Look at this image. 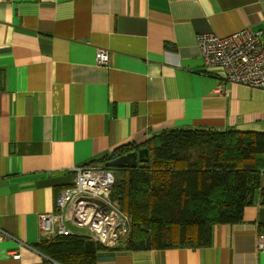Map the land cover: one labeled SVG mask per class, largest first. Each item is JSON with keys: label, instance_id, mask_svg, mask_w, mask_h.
<instances>
[{"label": "crops", "instance_id": "crops-1", "mask_svg": "<svg viewBox=\"0 0 264 264\" xmlns=\"http://www.w3.org/2000/svg\"><path fill=\"white\" fill-rule=\"evenodd\" d=\"M263 27L264 0H0V264H44L39 245L56 236L40 215L60 212L77 166L164 129L264 131L263 90L227 82L197 43ZM259 233L264 172L209 245L101 251L95 264H264Z\"/></svg>", "mask_w": 264, "mask_h": 264}, {"label": "trees", "instance_id": "trees-1", "mask_svg": "<svg viewBox=\"0 0 264 264\" xmlns=\"http://www.w3.org/2000/svg\"><path fill=\"white\" fill-rule=\"evenodd\" d=\"M140 147L148 159L135 166H105ZM94 161L111 171L110 199L129 217V232L115 247L84 236L57 235L40 243L44 264H95L101 251L203 247L215 224L242 220L264 172V131L172 128L144 143L118 146Z\"/></svg>", "mask_w": 264, "mask_h": 264}, {"label": "built area", "instance_id": "built-area-1", "mask_svg": "<svg viewBox=\"0 0 264 264\" xmlns=\"http://www.w3.org/2000/svg\"><path fill=\"white\" fill-rule=\"evenodd\" d=\"M263 35L264 27L256 31L242 28L223 36L200 33L197 43L205 66H221L227 82L264 92ZM94 58L96 65H107L109 52L96 48ZM74 169L73 181L57 192L60 212L41 214L40 231H51L54 236L79 235L104 247L117 246L128 235L129 217L111 202L113 174L102 166L81 165ZM79 229L86 233L78 232ZM256 247L264 250V233L258 234ZM10 255L20 257L17 251Z\"/></svg>", "mask_w": 264, "mask_h": 264}, {"label": "water", "instance_id": "water-1", "mask_svg": "<svg viewBox=\"0 0 264 264\" xmlns=\"http://www.w3.org/2000/svg\"><path fill=\"white\" fill-rule=\"evenodd\" d=\"M148 159V149L140 147L137 151H130L124 155L118 156L110 161H107L105 166H135L137 160L144 162Z\"/></svg>", "mask_w": 264, "mask_h": 264}, {"label": "rangeland", "instance_id": "rangeland-1", "mask_svg": "<svg viewBox=\"0 0 264 264\" xmlns=\"http://www.w3.org/2000/svg\"><path fill=\"white\" fill-rule=\"evenodd\" d=\"M76 227L71 226L72 231L75 230ZM78 232L80 233H86L85 229H79Z\"/></svg>", "mask_w": 264, "mask_h": 264}]
</instances>
